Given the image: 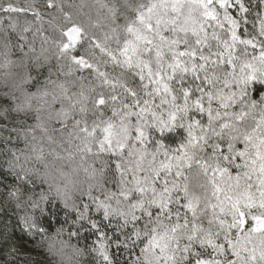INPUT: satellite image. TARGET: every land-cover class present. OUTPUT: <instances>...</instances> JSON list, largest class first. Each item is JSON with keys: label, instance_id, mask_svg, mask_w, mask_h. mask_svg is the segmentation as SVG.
I'll list each match as a JSON object with an SVG mask.
<instances>
[{"label": "snow or ice", "instance_id": "obj_1", "mask_svg": "<svg viewBox=\"0 0 264 264\" xmlns=\"http://www.w3.org/2000/svg\"><path fill=\"white\" fill-rule=\"evenodd\" d=\"M99 7L107 10V25L88 14L86 22L78 19L63 0H44L42 7L0 2V12L33 17L25 25H0L5 56L17 49L30 57L40 36L41 54L52 52L65 75L88 73L75 77V92L61 83L58 91L39 93L50 97L49 107L59 103L48 118L62 131L71 124L67 159L81 162L71 174L61 172L67 182L51 197L74 214L69 237L94 232L87 252L96 264H121L125 253L123 264H264V16L257 13L259 30L246 33L245 0H124ZM45 22L50 34H43ZM102 27V35L92 31ZM31 95L0 106L8 143L13 134L35 139L38 130L53 140L39 108L34 125L8 123L13 113L28 117ZM177 129L186 136L171 147L165 134ZM8 152L9 171L20 181L9 196L18 200L34 179L21 156ZM81 170L84 188L69 179ZM69 183L79 192L75 198ZM48 201L42 194L40 202ZM20 222L22 231L45 232L34 216ZM84 251L73 249L77 256Z\"/></svg>", "mask_w": 264, "mask_h": 264}, {"label": "trees", "instance_id": "obj_2", "mask_svg": "<svg viewBox=\"0 0 264 264\" xmlns=\"http://www.w3.org/2000/svg\"><path fill=\"white\" fill-rule=\"evenodd\" d=\"M10 2L21 7H27L33 2L41 7L44 4V0H10ZM112 2L122 5L124 0H63L66 11L72 12L77 15L78 19L85 22L87 21L85 14L91 15L93 21L99 18L102 26L107 25L110 21L106 19L107 10L101 9L99 5ZM245 2L249 5L250 12L244 30L246 33L257 32L260 23L257 13L264 16V0H245ZM80 5H84V7L80 8ZM44 19L47 22L50 17L45 15ZM32 22L33 17L30 13L5 14L0 12V25L5 27L10 23L25 25ZM46 22L43 34H50L52 28ZM118 22L122 23L123 21ZM104 30L106 27L92 29L98 36L102 35ZM35 47L36 53L25 58L17 49H13L5 56V50L0 45V106L7 107L9 103H15L14 97L23 101L25 94H32L29 99L33 107L28 117L24 119L23 114L13 113L8 118L9 125L12 127L21 123L34 125L37 123L34 119L35 109L39 108V114L47 123L49 134L53 137V140H49L38 130L35 139H32L31 136L27 139L23 136L17 138L13 134L11 142L8 143L4 139L7 134L0 133V264H96V257L87 252V247L93 244L96 234L81 231L79 236L69 237V232L75 231L72 226L74 214L64 208L60 198L54 200L51 198L55 188L63 187V184L67 182L61 176V172L71 174L81 162L79 157L75 160L67 159L68 151L66 149L71 150V145L67 143L71 124L69 123L67 131H62V125L59 122L48 118L49 114L54 116L53 110L59 108V103L49 107L45 101L50 100V97L43 98L39 94L45 89L49 92L58 91L57 85L61 83L75 92L80 87L79 83H74L75 77L87 76L88 73L85 71L74 75H65L67 69L60 70L63 62L58 61L52 52L41 54L40 36L36 37ZM249 52H252L250 48ZM255 54H259L258 48ZM36 57H40V60L37 61ZM45 57L47 58L45 59ZM8 61L12 63L9 65ZM88 79L91 81L92 77ZM53 81L55 83H51ZM85 87H87V82H85ZM152 135L159 138L158 133L154 132ZM184 136L186 133L182 129H177L173 133H166L164 142L171 147H176ZM237 147H242V145L238 144ZM10 148L21 156L19 163L31 170L34 179V183L21 187L18 200L9 196V191L20 184V181L9 171V162L12 161L8 152ZM57 155L60 159H57ZM69 179L76 181L80 188L87 186L85 183L87 178L82 170L77 175H70ZM190 180L195 184V175H191ZM50 185L52 186L51 192L49 191ZM42 194L49 197L47 203L40 202ZM68 194L72 198L79 195L71 183L68 184ZM33 201L40 202V208L31 207ZM84 202L88 203L87 197H84ZM4 209H7V214ZM26 214L37 218L39 226L45 229L43 234L22 231L20 218ZM91 214L95 216L94 210ZM106 231L111 235V228ZM75 247L85 249L84 254L74 255ZM126 256L127 253L120 257L121 264Z\"/></svg>", "mask_w": 264, "mask_h": 264}]
</instances>
